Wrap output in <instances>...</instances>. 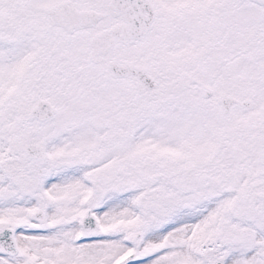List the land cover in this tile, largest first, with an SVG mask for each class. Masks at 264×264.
Masks as SVG:
<instances>
[{"label":"snow or ice","instance_id":"snow-or-ice-1","mask_svg":"<svg viewBox=\"0 0 264 264\" xmlns=\"http://www.w3.org/2000/svg\"><path fill=\"white\" fill-rule=\"evenodd\" d=\"M0 264H264V0H0Z\"/></svg>","mask_w":264,"mask_h":264}]
</instances>
